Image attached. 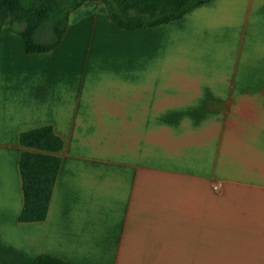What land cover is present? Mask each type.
<instances>
[{"label":"crops","instance_id":"crops-1","mask_svg":"<svg viewBox=\"0 0 264 264\" xmlns=\"http://www.w3.org/2000/svg\"><path fill=\"white\" fill-rule=\"evenodd\" d=\"M19 30L0 41V264H264V0L137 30L87 1L41 53ZM43 126L61 166L47 218L21 222L19 138Z\"/></svg>","mask_w":264,"mask_h":264},{"label":"trees","instance_id":"trees-1","mask_svg":"<svg viewBox=\"0 0 264 264\" xmlns=\"http://www.w3.org/2000/svg\"><path fill=\"white\" fill-rule=\"evenodd\" d=\"M87 1L99 0H0V41L3 24L12 28L24 24L19 34L25 39L28 53L54 49L62 40L70 14ZM112 21L127 30L146 29L182 18L192 9L211 0H102ZM49 35L50 39H45ZM20 157L24 205L21 222L44 221L61 166L64 142L51 126L22 132ZM34 264H71L50 255H41Z\"/></svg>","mask_w":264,"mask_h":264},{"label":"rangeland","instance_id":"rangeland-1","mask_svg":"<svg viewBox=\"0 0 264 264\" xmlns=\"http://www.w3.org/2000/svg\"><path fill=\"white\" fill-rule=\"evenodd\" d=\"M15 27L18 28V29H23L24 28V24H16ZM44 38L45 39H50V36L49 35H45Z\"/></svg>","mask_w":264,"mask_h":264},{"label":"built area","instance_id":"built-area-1","mask_svg":"<svg viewBox=\"0 0 264 264\" xmlns=\"http://www.w3.org/2000/svg\"><path fill=\"white\" fill-rule=\"evenodd\" d=\"M214 189H218V187H217V186H215V187H214Z\"/></svg>","mask_w":264,"mask_h":264}]
</instances>
